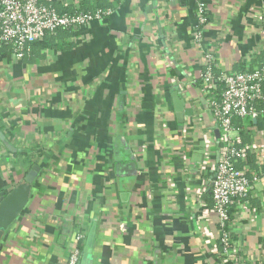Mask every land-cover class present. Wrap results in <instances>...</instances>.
Wrapping results in <instances>:
<instances>
[{"label":"crops","instance_id":"1","mask_svg":"<svg viewBox=\"0 0 264 264\" xmlns=\"http://www.w3.org/2000/svg\"><path fill=\"white\" fill-rule=\"evenodd\" d=\"M43 1L112 13L60 31L24 60L0 52V195L38 167L0 264H67L76 246L82 262L90 235L85 264H236L211 198L225 146L202 73L206 54L217 77L260 66L264 0ZM200 8L207 24L196 41ZM262 121L234 134L256 148L238 169L258 176L232 207L237 264H264ZM28 155L25 172L18 162Z\"/></svg>","mask_w":264,"mask_h":264},{"label":"built area","instance_id":"2","mask_svg":"<svg viewBox=\"0 0 264 264\" xmlns=\"http://www.w3.org/2000/svg\"><path fill=\"white\" fill-rule=\"evenodd\" d=\"M111 13L110 9L66 13L57 11L43 0H0V50H10L9 53L21 61L29 58L31 46L47 35L62 29L87 26L94 21H101ZM197 16L196 41H199L202 27L207 24L204 9L200 8ZM204 67L203 93L222 133L220 140L225 146L212 182L211 198L222 232V251L226 261L231 260L237 264V249L230 231V211L233 205L249 197L258 176L250 177L246 171L237 167V163L245 161L250 153L256 152V148L252 145L243 146L234 136L236 131L233 119L249 122L264 115V59L254 70L217 77L216 59L213 54H206ZM84 237L80 230L77 233V243H81ZM80 260L81 248L76 246L67 264H80Z\"/></svg>","mask_w":264,"mask_h":264},{"label":"water","instance_id":"3","mask_svg":"<svg viewBox=\"0 0 264 264\" xmlns=\"http://www.w3.org/2000/svg\"><path fill=\"white\" fill-rule=\"evenodd\" d=\"M1 139L4 141L8 149L14 151L13 147L3 136H1ZM37 171L38 167H35L11 190L9 194L0 195V241L5 232L14 225L28 206L32 198V189L37 176ZM92 242L93 236L90 235L80 264H85L87 254L92 247Z\"/></svg>","mask_w":264,"mask_h":264},{"label":"trees","instance_id":"4","mask_svg":"<svg viewBox=\"0 0 264 264\" xmlns=\"http://www.w3.org/2000/svg\"><path fill=\"white\" fill-rule=\"evenodd\" d=\"M110 8H105V7H98L97 9L93 10L91 8H84L82 10H79V11H84V12H93V11H96V10H109ZM62 12H66V13H74L75 11L73 10H65V11H62ZM206 17H207V14H206ZM75 28H70V29H62V30H59L57 31L55 34H50V35H47L42 41H39L37 43H35L34 45L31 46V51L33 53V48L38 45V44H43V43H46L47 40H50V37L56 35L57 33H59L60 31H74ZM3 51H6L7 53L10 52V50L4 48L2 50H0V52H3ZM32 53H31V56H32ZM264 119V116H261L257 119V125L254 124V121H249V122H244L243 120L239 119V118H234L233 119V127H234V130L235 131H239L241 132L242 134L247 131V129L249 127H253V126H257L258 128H261L263 127V124H261ZM8 139L13 142V137L11 136V134H8ZM34 157L33 155H28V156H21L19 157V162H18V166L21 167V168H25V172L30 169L32 167V165L34 164ZM232 209L230 211V214H231V217H232ZM232 219V218H231Z\"/></svg>","mask_w":264,"mask_h":264}]
</instances>
